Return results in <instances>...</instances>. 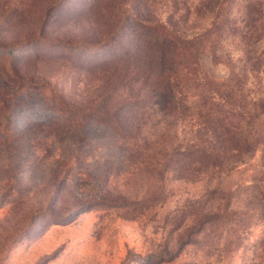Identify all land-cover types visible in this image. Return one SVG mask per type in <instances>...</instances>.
<instances>
[{
	"label": "rangeland",
	"instance_id": "1",
	"mask_svg": "<svg viewBox=\"0 0 264 264\" xmlns=\"http://www.w3.org/2000/svg\"><path fill=\"white\" fill-rule=\"evenodd\" d=\"M206 1L0 0V264H264V207L251 197L264 191L263 146L196 179L173 165L160 177L158 157L133 158L126 128L103 117L139 87L126 65H103L105 47L133 44L134 18L193 35L211 21ZM250 1L264 24V0H233L240 28L222 51L240 72L234 95L255 100L264 97V33L242 40ZM206 68L215 84L230 73ZM141 124L135 142L161 155L204 128L158 109ZM212 214L228 228L206 223Z\"/></svg>",
	"mask_w": 264,
	"mask_h": 264
},
{
	"label": "trees",
	"instance_id": "2",
	"mask_svg": "<svg viewBox=\"0 0 264 264\" xmlns=\"http://www.w3.org/2000/svg\"><path fill=\"white\" fill-rule=\"evenodd\" d=\"M205 3L211 21L193 35H184L163 22L150 23L134 18L132 21L137 29L133 31V44L108 46L106 53L100 55L103 65H126V77L135 76L139 82L136 94L122 95L125 97L122 102L108 106L112 111L105 109L103 117L111 123L120 122L126 128L121 139L129 143L127 148L133 158L158 157L150 160L160 177L173 165L174 172L183 178L196 179L211 170L233 166L243 156L264 147V122H261L264 121V97L249 100L243 94L234 95L236 86L241 84L240 72L229 58L225 59L222 51L226 36L233 31L236 34L240 28L237 27L239 18L233 13V0H207ZM262 10L256 1L244 5L240 35L247 46L260 43L263 38ZM123 28L125 20L120 21L113 34ZM208 62L214 67L229 66L230 73L220 84H215L216 78L207 70ZM61 106L66 107L64 103ZM154 109L175 119L183 115L202 119L204 128L185 146L174 147L164 155L147 154L135 141L143 126L144 114ZM222 193L213 192L211 198L222 199ZM254 194L251 197L262 202L264 207V191ZM205 218L206 223L221 221L224 229L230 224L228 217L222 214L205 215Z\"/></svg>",
	"mask_w": 264,
	"mask_h": 264
}]
</instances>
